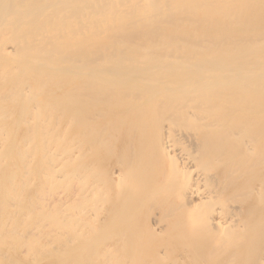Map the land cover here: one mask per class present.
<instances>
[{
    "label": "bare ground",
    "instance_id": "obj_1",
    "mask_svg": "<svg viewBox=\"0 0 264 264\" xmlns=\"http://www.w3.org/2000/svg\"><path fill=\"white\" fill-rule=\"evenodd\" d=\"M25 246L264 264V0H0V264Z\"/></svg>",
    "mask_w": 264,
    "mask_h": 264
},
{
    "label": "rangeland",
    "instance_id": "obj_2",
    "mask_svg": "<svg viewBox=\"0 0 264 264\" xmlns=\"http://www.w3.org/2000/svg\"><path fill=\"white\" fill-rule=\"evenodd\" d=\"M20 221H24V220H20ZM72 221H74V220H71L70 222H72ZM91 221V223H92V220H90ZM93 221H95V220H93ZM13 225H15V220H12V225H11V227H13ZM49 225V224H48ZM90 226L92 227V225H89V226H86L85 228H84V231H86L87 232V235L90 237V232H91V228H90ZM88 227H89V229H88ZM87 229V230H86ZM110 232H111V229L108 231V232H105L104 234L105 235H103V237L105 236V237H107L108 235L107 234H110ZM37 234L38 235H41V232L39 233V231H37ZM49 239V238H48ZM103 239H105V238H103ZM47 240V238L45 239V238H43V240L41 241L42 243H46V244H52L53 246L54 245H57L58 243H59V241H55V240H49V241H46ZM109 243L110 241L109 240H107V241H105L104 242V244H107V243ZM10 243H12V242H10ZM13 243H14V241H13ZM13 244H10V246H12ZM9 247V246H8ZM25 248V249H24ZM21 251H22V253H20L19 254V258L21 259V260H26L25 262H27V260H29L28 262L29 263H27V264H35V263H33L32 261H33V259H32V253L33 252H29V249H27V247L25 246V247H23L22 249H21ZM10 252H11V254L12 253H15V250H14V248L12 247V249L10 250ZM25 254V255H24ZM28 254V255H27ZM35 260H38V261H41L42 260V262H44V261H46L47 260V258H43V257H39V258H37V259H35ZM43 264V263H42Z\"/></svg>",
    "mask_w": 264,
    "mask_h": 264
}]
</instances>
